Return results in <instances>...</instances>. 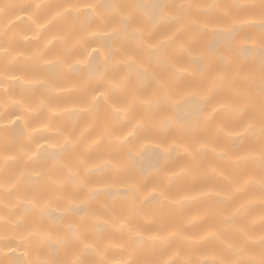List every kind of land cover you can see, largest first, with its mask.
Here are the masks:
<instances>
[{
	"label": "bare ground",
	"instance_id": "obj_1",
	"mask_svg": "<svg viewBox=\"0 0 264 264\" xmlns=\"http://www.w3.org/2000/svg\"><path fill=\"white\" fill-rule=\"evenodd\" d=\"M264 264V0H0V264Z\"/></svg>",
	"mask_w": 264,
	"mask_h": 264
},
{
	"label": "snow or ice",
	"instance_id": "obj_2",
	"mask_svg": "<svg viewBox=\"0 0 264 264\" xmlns=\"http://www.w3.org/2000/svg\"><path fill=\"white\" fill-rule=\"evenodd\" d=\"M77 264H78V262H77Z\"/></svg>",
	"mask_w": 264,
	"mask_h": 264
}]
</instances>
